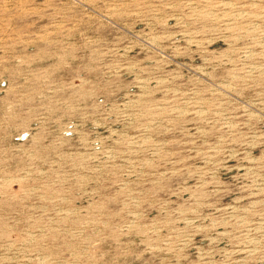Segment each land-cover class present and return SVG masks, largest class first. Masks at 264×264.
<instances>
[{
  "label": "rangeland",
  "instance_id": "rangeland-1",
  "mask_svg": "<svg viewBox=\"0 0 264 264\" xmlns=\"http://www.w3.org/2000/svg\"><path fill=\"white\" fill-rule=\"evenodd\" d=\"M0 264H264V0H0Z\"/></svg>",
  "mask_w": 264,
  "mask_h": 264
}]
</instances>
